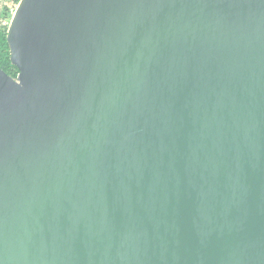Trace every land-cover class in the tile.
Listing matches in <instances>:
<instances>
[{
	"label": "water",
	"instance_id": "95a60500",
	"mask_svg": "<svg viewBox=\"0 0 264 264\" xmlns=\"http://www.w3.org/2000/svg\"><path fill=\"white\" fill-rule=\"evenodd\" d=\"M0 68V264H264V0H20Z\"/></svg>",
	"mask_w": 264,
	"mask_h": 264
},
{
	"label": "trees",
	"instance_id": "16d2710c",
	"mask_svg": "<svg viewBox=\"0 0 264 264\" xmlns=\"http://www.w3.org/2000/svg\"><path fill=\"white\" fill-rule=\"evenodd\" d=\"M20 0H0V68L16 78L19 71L11 61L10 46L7 41L8 24Z\"/></svg>",
	"mask_w": 264,
	"mask_h": 264
},
{
	"label": "built area",
	"instance_id": "2783aa9c",
	"mask_svg": "<svg viewBox=\"0 0 264 264\" xmlns=\"http://www.w3.org/2000/svg\"><path fill=\"white\" fill-rule=\"evenodd\" d=\"M8 26H9V24H8Z\"/></svg>",
	"mask_w": 264,
	"mask_h": 264
}]
</instances>
